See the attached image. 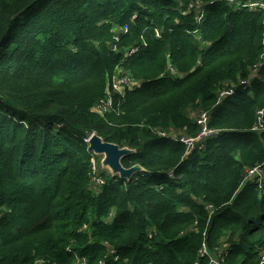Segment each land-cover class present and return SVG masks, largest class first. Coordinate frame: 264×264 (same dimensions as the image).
Masks as SVG:
<instances>
[{"label": "trees", "instance_id": "16d2710c", "mask_svg": "<svg viewBox=\"0 0 264 264\" xmlns=\"http://www.w3.org/2000/svg\"><path fill=\"white\" fill-rule=\"evenodd\" d=\"M191 1L0 0V264H264V0ZM200 107L219 132L185 157ZM93 133L144 170L94 185Z\"/></svg>", "mask_w": 264, "mask_h": 264}, {"label": "built area", "instance_id": "2783aa9c", "mask_svg": "<svg viewBox=\"0 0 264 264\" xmlns=\"http://www.w3.org/2000/svg\"><path fill=\"white\" fill-rule=\"evenodd\" d=\"M252 7H256L258 5H251ZM260 6H264L261 4ZM126 32V31H124ZM117 40L120 39V34L116 36ZM114 49L117 50V47L114 45ZM138 51L137 47H133L130 49L129 53L132 55L133 53H136ZM260 66V64L256 65L254 67L255 71ZM174 71V69L172 68ZM130 76L129 73L123 74L121 76L114 75L112 78V82L109 84V96L106 99L100 100V103L96 105V110L102 114L105 115V113L113 108L114 106V93L123 94L127 88L125 85L128 86V89L131 88V86L134 85V83H130ZM243 83H247L246 80L242 81ZM125 90V91H124ZM236 89L234 85H227L225 88L220 89L218 94V102L222 101L223 99L233 95L235 93ZM264 111H260L259 114L262 116ZM196 123L199 125L200 130L199 134L197 136H190V135H182L180 138L181 140L186 144V153L185 157H188L189 154H191L194 150H196L199 146V143L208 139L209 137H212L213 135L217 134L219 132V129L213 127L210 125V112L208 110L201 111L195 118ZM258 128V127H257ZM162 136H166L167 134L165 132L160 133ZM91 135L85 138V140L89 143ZM90 176L92 181L95 183V185H102L105 183V177L101 175L100 172V166L97 164L96 158L92 157V162L90 166ZM246 178L249 179V181H256L258 183H262L264 181V162L260 165H257L256 167L249 170L247 173ZM208 253V247L204 244L202 253ZM111 256H114L115 259H118V255L116 254L115 249H111ZM211 255V260L209 264H220L219 257L217 255ZM86 260V259H85ZM34 264H47V261L42 258H38L34 261Z\"/></svg>", "mask_w": 264, "mask_h": 264}, {"label": "rangeland", "instance_id": "374dc122", "mask_svg": "<svg viewBox=\"0 0 264 264\" xmlns=\"http://www.w3.org/2000/svg\"><path fill=\"white\" fill-rule=\"evenodd\" d=\"M231 4H233L234 3V1L235 0H228ZM238 2H239V4H243V3H246V1H244V0H237ZM247 4H249V5H258L259 4V2L258 1H253V0H249L248 2H247ZM181 5H182V0H181ZM257 7V6H256ZM192 9H195L196 10V20L198 21V22H201V20L203 19V17H204V15H205V9H204V4L201 2V1H191L190 3H189V6H188V9H187V11L188 12H190V11H192ZM137 15L135 14L134 16H133V18H135ZM129 29V26H127V25H125L124 27H122V26H117V27H115L114 28V33H116V35H114V37H113V43H117V38H116V36L117 35H119L121 32H123V31H126L127 32V30ZM133 48V47H132ZM263 64V63H262ZM170 65V64H169ZM174 69V68H173ZM175 70V69H174ZM168 72L169 73H173V72H175V71H173L171 68H168ZM126 73H129V76H130V80H131V82L130 83H132V82H134L135 80H134V77H133V75L132 74H130V72H128L127 71V69L125 68V67H123V65H120L119 67H117V70H116V72L114 73V75H117V76H121V75H123V74H126ZM112 82V79L111 80H109V82H108V84L109 83H111ZM108 84H107V86H108ZM125 87L128 89V86L127 85H125ZM133 86H131V88H132ZM125 91V90H124ZM109 96V90H108V88H106V91H105V94H104V96L102 97V99H106L107 97ZM113 97H114V95H113ZM114 110V108H111L110 110H108L106 113H105V115L108 113V112H111V111H113ZM203 110H207V109H203L202 107H200L199 109H197V110H195V109H192L190 112H191V117H193L194 118V120H195V118H196V116L201 112V111H203ZM102 116H104V115H102ZM255 129H257V127L255 128ZM180 134V131L178 132L177 130H172L171 131V135L172 136H177V135H179ZM124 148H128V149H130V150H132V148H130V147H128V146H124ZM92 157L94 156L95 158H96V160H97V164L100 166V170L103 168V169H108V170H110L111 172H113V169H111L110 167H108L106 164H104L103 165V163H102V161H103V159H104V155H101V154H97V153H95V152H92ZM115 174V173H114ZM91 181H92V179H91ZM247 181H249V179L248 178H246L245 179V181H244V184L247 182ZM92 183L95 185V183L92 181ZM96 186H99V185H96ZM228 238V237H227ZM111 255V254H110ZM219 260V262H220V264H222L223 263V261L222 260H220V259H218Z\"/></svg>", "mask_w": 264, "mask_h": 264}, {"label": "water", "instance_id": "95a60500", "mask_svg": "<svg viewBox=\"0 0 264 264\" xmlns=\"http://www.w3.org/2000/svg\"><path fill=\"white\" fill-rule=\"evenodd\" d=\"M90 135L89 150L91 152L104 155L102 163L103 165L106 164L108 167L113 169V174H119V176L123 178L130 179L136 171L144 170L140 164H136L132 167H125L123 165L122 158L134 151L133 149L130 150L128 148L121 147L116 143L106 141L95 133Z\"/></svg>", "mask_w": 264, "mask_h": 264}]
</instances>
